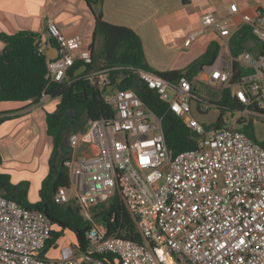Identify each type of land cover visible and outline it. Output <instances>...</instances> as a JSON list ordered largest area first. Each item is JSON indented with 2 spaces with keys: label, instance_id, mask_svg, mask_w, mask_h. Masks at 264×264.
Returning a JSON list of instances; mask_svg holds the SVG:
<instances>
[{
  "label": "built area",
  "instance_id": "2783aa9c",
  "mask_svg": "<svg viewBox=\"0 0 264 264\" xmlns=\"http://www.w3.org/2000/svg\"><path fill=\"white\" fill-rule=\"evenodd\" d=\"M237 13L238 4H231L230 14ZM241 16L264 44V0L254 15ZM230 17L206 12L182 46L190 47L207 30L229 45ZM47 33L57 49L55 58H47L49 83L66 82L77 61L93 63L91 49L83 48L79 37H67L53 20ZM40 51L46 53L42 43ZM85 72L115 116L90 119L83 131L69 135L71 152L64 165L70 185L59 187L54 199L74 202L91 222L88 243L85 248L77 242L64 245L58 257L48 258L42 250L51 237L52 221L43 211L0 194V264H264V146L236 126L250 116L260 119L264 109V52L222 55L203 70L205 85L216 92L230 89L243 105L232 125L217 129L193 117L194 99L203 113L213 105L193 81H169L139 69L140 78L199 135L196 148L176 155L166 143L162 117L135 90L117 88L108 68ZM168 89L174 92L171 100ZM50 97L44 90L41 100ZM116 193L144 242L109 236L96 219L94 208Z\"/></svg>",
  "mask_w": 264,
  "mask_h": 264
},
{
  "label": "trees",
  "instance_id": "16d2710c",
  "mask_svg": "<svg viewBox=\"0 0 264 264\" xmlns=\"http://www.w3.org/2000/svg\"><path fill=\"white\" fill-rule=\"evenodd\" d=\"M85 1L96 18L94 40L90 48H94L98 36L103 38L104 61L101 68L109 69V74L117 88L135 90L147 107L157 116L162 117L165 140L174 155L196 148L199 135L169 109L168 103L161 98L156 89L151 88L140 78L138 71L139 69L152 71L169 81H179L183 77L193 81L205 67L216 62L221 48L219 42H211L207 50L184 70L155 71L146 61L142 40L136 32L130 27L106 21L102 12L95 9L103 0ZM0 40L5 43L0 50V103L3 101L38 103L44 90L52 98H60L56 110L46 114L47 132L53 138V149L49 158V173L42 182L39 200L35 203L30 202L29 181L13 183L10 175L3 172H0V194L26 207L43 211L52 221L51 237L42 250L43 254L57 247L65 231L72 232L77 244L85 248L91 222L84 218L74 202L58 203L54 199V194L59 187L70 185V175L64 165L65 159L71 152L69 135L83 131L90 119H112L115 110L103 92L86 77V72L75 74L83 65L79 61L69 70L66 82L49 83L46 79L48 55L40 51L42 40L38 33L30 30L3 32L0 33ZM249 40L257 39L253 36L251 28L244 25L231 38L232 53L237 55L241 50L246 49L245 43ZM88 68H93V63L88 65ZM238 68L236 65V69ZM211 102L221 108V113L209 129H217L225 125L223 116L226 110L239 111L243 108L240 100L232 96L230 89H224L218 96L214 94ZM258 115L260 119H264V109L259 111ZM13 117L15 114L11 111H0V125ZM249 127L244 124L241 130L257 140ZM258 142L264 146V141ZM1 163L0 154V165ZM94 212L96 219L106 227L109 236H119L138 243L144 242L134 218L119 194L116 193L108 203L95 207Z\"/></svg>",
  "mask_w": 264,
  "mask_h": 264
},
{
  "label": "crops",
  "instance_id": "0c3cea01",
  "mask_svg": "<svg viewBox=\"0 0 264 264\" xmlns=\"http://www.w3.org/2000/svg\"><path fill=\"white\" fill-rule=\"evenodd\" d=\"M233 3L238 4L240 13L230 14V5ZM259 6L260 0H103L95 9L102 12L103 18L109 23L133 29L142 40L150 68L162 72L184 70L213 41L219 42L221 46L214 64L220 56L233 54L231 38L245 25L242 13L254 15ZM209 11L219 17L231 16L229 45L216 32L207 30L190 47L184 48V37L200 26L202 15ZM49 20H53L67 37H79L83 41V48H90L94 40L96 18L85 0H0V33L34 31L40 35L48 57L55 58L56 44L47 33ZM4 46L5 43L0 40V50ZM102 47L103 38L98 36L94 48H90L94 69H100L104 61ZM245 47L240 52L248 51L257 55L264 50V44L257 40L247 41ZM204 78L203 71L194 78L197 92ZM59 101L60 98L50 97L38 103H0V111L15 114V117L0 125V172L9 174L13 183L29 181V200L32 203L40 198V188L49 173V158L53 149V138L47 132L46 114L54 112ZM243 120L247 119L240 121Z\"/></svg>",
  "mask_w": 264,
  "mask_h": 264
},
{
  "label": "rangeland",
  "instance_id": "374dc122",
  "mask_svg": "<svg viewBox=\"0 0 264 264\" xmlns=\"http://www.w3.org/2000/svg\"><path fill=\"white\" fill-rule=\"evenodd\" d=\"M202 77L203 76L201 75V78ZM198 87H199V94H202L203 96L207 97L209 101L212 100L211 98L214 96V94L215 96L219 95V92H216L215 90H211L207 85L203 84L202 82H200ZM168 96L170 100L173 99L174 97V92L171 89H168ZM220 113H221V108L218 107L217 105H212L209 111L206 113L200 112L198 109L197 100L194 99L192 101V115L194 118H196L202 123L210 125L211 123L215 122L218 119ZM240 116H241V113L236 110L235 111L226 110L223 116L225 125H232L233 120L239 118ZM243 124L250 126L249 129L254 132V135L256 136L258 141H264V119L263 118L258 119L257 117L250 116ZM69 192L71 196H74L73 190H70ZM28 198H29V192H28ZM108 202L109 200L106 203ZM73 242H76L74 234L70 231H65L64 235L59 239L57 243L58 244L57 247L52 248L48 251V258L53 259V258L58 257L60 248L64 245L72 244Z\"/></svg>",
  "mask_w": 264,
  "mask_h": 264
},
{
  "label": "water",
  "instance_id": "95a60500",
  "mask_svg": "<svg viewBox=\"0 0 264 264\" xmlns=\"http://www.w3.org/2000/svg\"><path fill=\"white\" fill-rule=\"evenodd\" d=\"M87 68H88V66H87L86 64H83V65H81V66L76 70L75 74H76V75H80V74L84 73V72L87 70ZM237 75H238V74H236L235 78L237 77ZM243 126H244L243 123H240V124L237 125V127H238L239 129H242Z\"/></svg>",
  "mask_w": 264,
  "mask_h": 264
}]
</instances>
